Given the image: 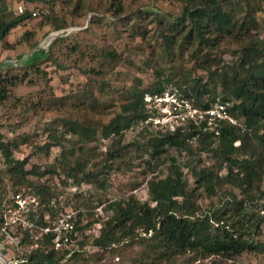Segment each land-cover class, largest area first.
<instances>
[{
    "label": "rangeland",
    "instance_id": "rangeland-1",
    "mask_svg": "<svg viewBox=\"0 0 264 264\" xmlns=\"http://www.w3.org/2000/svg\"><path fill=\"white\" fill-rule=\"evenodd\" d=\"M236 2L241 5L238 19L246 18L247 14L254 16L258 24L255 33L263 37L264 0ZM20 4L25 5L24 0H5L0 11L17 13ZM33 5L29 7L38 9V15L45 13L64 20L67 26L61 31H53L49 21L36 15L13 29L5 42H0V76L23 78L21 83L10 88L6 101L0 106V141L20 140L22 144L13 150V157L19 160L25 158L28 161L25 169L29 170L35 165L39 172H45L42 176H28V179L45 185L52 197L62 199L67 212L82 211L79 221L84 231L80 236L85 250L67 264H131L149 248V242L145 239L149 234L139 231L133 242L104 251L92 246V240L110 216L106 204L129 195L141 201L147 200L148 182L166 175L169 157L175 159L187 181L186 191L190 192L196 187L190 175L191 167L199 169L210 166L213 159L205 153L196 157L198 144L193 141L191 152L179 154L167 148L164 152L165 163L152 171V160L147 152L132 145L139 137V129L133 125L123 132L121 145L124 149L119 151V158L106 161V151L114 148L115 144H112V139L102 137L100 125L119 112L121 104L133 89L145 90L162 79L177 82L182 69H189L194 77L204 78L205 72L200 68L201 58L211 54L229 59L227 43L221 42L212 49L200 48L196 46V41L187 45L185 32L181 31L175 34L170 53H164L160 37L162 26L156 23L155 18L161 19L166 13L173 12L169 21L173 23L175 14H179L182 7L178 0H44ZM161 24L169 27L165 22ZM166 29L165 34H171ZM52 33H57L56 37L45 44ZM42 50L47 52L45 59L41 56L31 67L25 66ZM218 92L215 94L217 98ZM188 101L192 104V100ZM63 120L77 121L90 130L97 128L95 135L98 139L77 142L76 137L65 135ZM48 129L55 131L57 137L64 134L61 138L64 150L74 146L76 151L82 144L86 150L84 159L89 163L87 170L100 169L98 182L78 184L64 176L59 163L60 148H44L49 142ZM5 171L0 157V174L3 175ZM220 175L224 177L226 170H222ZM102 177L105 180H101ZM5 187L7 196L15 190L26 189L24 184L12 187L6 178ZM10 187L14 188L13 191ZM261 190L264 193V164ZM257 192H246L238 185L223 180L216 186L213 195L198 189L194 203L201 212L214 208H219L221 212L231 208V201L245 197L258 198L244 205V211L237 216V220L246 224L244 216L253 217L248 223V238L255 243H264V214L260 206L264 204V198L260 199ZM10 236V239L1 240L0 231V253L7 264H15L26 249L16 247L13 242L21 237L19 232L13 229ZM212 260V256L201 258L196 253L188 252L161 264H210ZM219 262L264 264V254L244 252L236 258L220 259Z\"/></svg>",
    "mask_w": 264,
    "mask_h": 264
},
{
    "label": "trees",
    "instance_id": "trees-1",
    "mask_svg": "<svg viewBox=\"0 0 264 264\" xmlns=\"http://www.w3.org/2000/svg\"><path fill=\"white\" fill-rule=\"evenodd\" d=\"M4 1L0 0L1 9ZM41 1L44 0H24L27 7L23 5V13L0 11L1 43L5 42L13 29L35 17L31 15L35 7L29 6ZM178 1L182 7L179 14H175L173 23H169L173 16L170 13L173 12L166 13L161 19L155 18L156 23L162 26L160 37L164 53H170L175 34L183 31L187 45L196 41V46L212 49L219 43L226 42L230 58L224 60L221 56L215 57L211 54L202 57L200 68L205 72L204 78L194 77L189 69H182L177 82L162 79L145 90L133 89L121 104L119 112L100 125L102 137L112 139V144H115L112 149L110 145L105 158L106 161L119 158V151L124 149L121 145L123 132L137 125L139 137L132 145L147 152L152 160V171L165 163L164 152L167 148L179 154L191 152L194 137L198 144L196 157L205 153L213 159V163L199 169L191 167L190 175L194 178L196 187L187 192V181L181 169L176 165L175 159L169 157L170 165L166 175L160 179L152 178L148 182L147 200L141 201L136 196L129 195L125 199L112 200L106 204L105 208L110 211V216L92 240V246L102 251L113 249L123 243L133 242L138 232L142 231L149 234L145 238L149 242V248L131 264H161L163 261L169 262L176 255L188 252L196 253L201 258L212 256L214 260L210 264H221L220 259H233L244 252L257 251L264 254V243H255L248 238V223L253 217L244 216L246 224L237 220V216L244 211V205L258 198L250 197L253 201L247 197L231 201V208L221 212L219 208L201 212L200 207L194 203L198 189L213 195L216 186L223 180L238 185L246 192L257 190L260 199L264 198L263 191H259L264 164V36L255 33L258 24L251 14L238 19L241 5L236 0ZM38 16L49 21L53 31H61L67 26L64 20L55 19L45 13ZM163 22L169 27H164L161 24ZM165 29L171 34H165ZM41 56L45 59L47 52L42 50L38 57H32L25 66L31 67ZM22 81L23 78L15 75L0 76V106L6 101L10 88ZM166 87H174L180 97L192 100L191 105L199 110L207 109L216 102L229 103L227 112L235 120V124L219 122L216 126L218 133L215 134L214 131L202 130L204 121H200L199 125L189 122L176 129L145 123L147 118L154 116V112L146 108L143 95L160 93ZM217 90L218 98L215 97ZM62 127L65 128V135L76 137L77 142L98 139L95 135L97 128L87 129L77 121L63 120ZM48 133L49 142L44 148H60L59 163L67 179H74L78 184L98 182L101 177L100 169L87 170L89 163L84 159L86 150L82 144L76 151L74 146L64 150L61 141L64 134L57 137L55 131L49 129ZM20 144L22 142L16 139L0 141V157L6 167L5 173L0 174V226L3 201L8 197L5 178L11 182L12 187L26 185L24 191H13L14 188L10 187L13 192L41 199L53 196L45 185L28 179V176H42L45 172H39L35 165L29 170L25 169L28 161L13 157V150ZM224 169L226 175L222 177L220 172ZM101 180L105 178L102 177ZM260 206L264 214V204ZM79 211L82 212L80 209ZM80 212L74 223L79 236L84 231L79 221ZM53 238L49 233L33 241L26 232L21 233V237L13 242L16 247L26 250L15 264H67L85 250L81 236L77 241L79 251L71 254L65 247L55 249L52 245ZM2 239H7L3 233Z\"/></svg>",
    "mask_w": 264,
    "mask_h": 264
},
{
    "label": "built area",
    "instance_id": "built-area-1",
    "mask_svg": "<svg viewBox=\"0 0 264 264\" xmlns=\"http://www.w3.org/2000/svg\"><path fill=\"white\" fill-rule=\"evenodd\" d=\"M25 7L17 6V13H23ZM39 10L34 9L32 16L38 15ZM143 102L147 109L154 112L145 120L160 127L176 129L189 122L199 125L204 121L203 131H214L219 122L235 124V120L228 114L229 103L216 102L209 108L199 110L194 108L187 99L180 97L174 87H166L160 93H145ZM196 141L195 137L192 142ZM1 233L10 239L14 229L17 233H27L30 240H37L43 235L54 236L52 245L55 249L65 247L69 254L79 251L77 241L80 239L75 228L76 215L80 212L66 211L62 199L47 197L40 199L37 196L25 195L21 192H11L3 201Z\"/></svg>",
    "mask_w": 264,
    "mask_h": 264
},
{
    "label": "water",
    "instance_id": "water-1",
    "mask_svg": "<svg viewBox=\"0 0 264 264\" xmlns=\"http://www.w3.org/2000/svg\"><path fill=\"white\" fill-rule=\"evenodd\" d=\"M56 34L57 33H52V34H50L48 37H47V39L45 40V44H47V43H49L54 37H56ZM0 264H7L6 263V261L4 260V258H3V256H2V254L0 253Z\"/></svg>",
    "mask_w": 264,
    "mask_h": 264
}]
</instances>
